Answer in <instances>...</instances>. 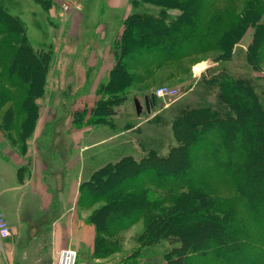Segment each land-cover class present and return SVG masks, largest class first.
<instances>
[{"label": "trees", "instance_id": "obj_1", "mask_svg": "<svg viewBox=\"0 0 264 264\" xmlns=\"http://www.w3.org/2000/svg\"><path fill=\"white\" fill-rule=\"evenodd\" d=\"M134 1L87 124L112 114L104 95L115 97L159 68L210 53L229 61L248 30L244 60L261 71L264 0ZM145 4L158 10L136 8ZM51 55L34 49L23 22L0 5V130L21 151L39 115ZM211 80L215 102L179 106L170 121L176 143L166 153L149 145L139 158L121 154L80 183L77 204L96 232L93 257L119 252L122 233L142 221L138 248L178 242L165 264H264V97L248 75L222 71Z\"/></svg>", "mask_w": 264, "mask_h": 264}, {"label": "crops", "instance_id": "obj_2", "mask_svg": "<svg viewBox=\"0 0 264 264\" xmlns=\"http://www.w3.org/2000/svg\"><path fill=\"white\" fill-rule=\"evenodd\" d=\"M98 2L103 6L96 8ZM132 10L131 0H73L56 15L61 19L59 36L50 47L61 67V94L90 96L91 103L68 104L63 110L40 105L25 151L0 130V212L11 230L9 237H0V264H55L65 248L77 250L76 264H135L133 248L127 245L106 257L92 255L96 232L87 222L89 211L78 207L79 187L108 158L101 145L112 137H102L100 126L78 125L70 113L75 109L71 106L87 109L95 104L114 63V39ZM154 105L150 101V110ZM140 111L135 108L137 116ZM134 227L123 235L142 230Z\"/></svg>", "mask_w": 264, "mask_h": 264}, {"label": "rangeland", "instance_id": "obj_3", "mask_svg": "<svg viewBox=\"0 0 264 264\" xmlns=\"http://www.w3.org/2000/svg\"><path fill=\"white\" fill-rule=\"evenodd\" d=\"M50 1H52L53 15L48 13L49 7L35 0H0V5L23 22L26 27L28 42L34 49L52 53L50 46L55 43L60 30L59 21L61 19L56 15L64 13L63 5H70L73 0ZM140 2V0H135L133 4ZM103 4L98 2L93 5L99 8ZM138 6L136 8L141 11L147 9L155 12L158 10L157 7L150 4H145L143 8ZM174 12L172 11V13ZM250 38L251 30H248L242 41L233 50L232 58L229 61H217L215 53L198 56L184 60L180 67L167 66L159 68L149 75H144L115 97L104 95V100L110 102L109 109H111L112 114L106 116L104 122L95 125L101 127V131L98 133L102 137L111 136L112 138L101 145L103 156L108 155V158L101 160V165L106 163L105 161L115 160L119 155L126 153L139 158L145 153L146 147L149 145L160 154L166 153L168 147L176 143L170 121L175 116L179 106L187 103L193 106L214 103L218 88L211 79L219 76L222 71L234 76L248 75L256 78L257 91L260 97H264V79H261L264 76V64L261 71L256 72L244 60V50ZM198 63L205 65L200 71H195L194 66ZM60 69V64L54 62L51 56L45 94L43 97L37 98L38 106L44 104L59 105L62 110L68 104L85 103L88 106L91 103L89 102L90 96L79 97L61 94L62 74ZM161 86L174 88L176 90L175 96L155 97L154 91ZM144 94L153 95L155 100L154 108L148 114H146L144 107ZM96 98L98 99L99 96ZM135 98L138 100L141 110L138 116L135 114ZM93 106L87 109H81V107L76 109V106H71L70 108H75L74 111L73 109L70 111V113L74 112L75 122L88 123L92 121L91 109ZM134 228L140 231L142 221L136 223ZM120 239L121 250L127 245L129 248H133L132 252L136 251L133 254L135 264H165V252L173 245L178 244L177 241H162L151 247L138 248L135 235L126 236L122 233ZM125 242L127 243L125 244Z\"/></svg>", "mask_w": 264, "mask_h": 264}, {"label": "built area", "instance_id": "obj_4", "mask_svg": "<svg viewBox=\"0 0 264 264\" xmlns=\"http://www.w3.org/2000/svg\"><path fill=\"white\" fill-rule=\"evenodd\" d=\"M64 10L68 8L67 4L63 5ZM176 94V90L169 86H161L154 91L155 97H173ZM155 101V100H153ZM11 234L10 226L5 218L4 214L0 212V237L7 238ZM77 250L75 248H65L58 252L55 264H76L77 262Z\"/></svg>", "mask_w": 264, "mask_h": 264}, {"label": "water", "instance_id": "obj_5", "mask_svg": "<svg viewBox=\"0 0 264 264\" xmlns=\"http://www.w3.org/2000/svg\"><path fill=\"white\" fill-rule=\"evenodd\" d=\"M153 100H154V96L153 95H151L150 98L147 95L144 96V102H145V106H146V109H147L148 112L150 111V101H153ZM135 106H136L137 110L140 109L139 102L136 99H135Z\"/></svg>", "mask_w": 264, "mask_h": 264}, {"label": "bare ground", "instance_id": "obj_6", "mask_svg": "<svg viewBox=\"0 0 264 264\" xmlns=\"http://www.w3.org/2000/svg\"><path fill=\"white\" fill-rule=\"evenodd\" d=\"M204 65H205L204 63H198L194 66V70L200 71L201 69H203Z\"/></svg>", "mask_w": 264, "mask_h": 264}]
</instances>
